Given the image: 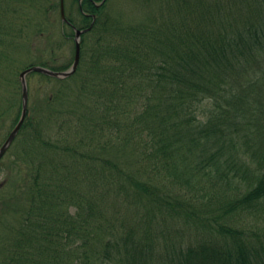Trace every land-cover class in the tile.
Here are the masks:
<instances>
[{
	"label": "trees",
	"instance_id": "16d2710c",
	"mask_svg": "<svg viewBox=\"0 0 264 264\" xmlns=\"http://www.w3.org/2000/svg\"><path fill=\"white\" fill-rule=\"evenodd\" d=\"M100 1L81 2L96 19L81 37L75 74L27 76L58 87L38 103L40 120L28 105L8 150L27 135L0 185V264H264V0H175L166 23L129 27L117 38L120 18L109 15L108 0L93 4ZM81 10V20L68 21L85 29L91 19ZM53 12L59 0H0V72L49 36ZM58 28L62 40L72 37ZM61 48L19 73L32 65L67 69L71 62L52 65ZM18 75L10 78L12 128L21 111ZM74 79L79 84L68 90ZM74 101L97 116L98 140L107 129L105 146H92L88 131L78 137L76 126L53 137L52 104ZM130 147L136 161L124 168L116 152ZM18 182L13 201L14 190H6ZM128 199L135 212L148 204L127 223L112 208ZM7 205L13 216L12 209L1 218ZM184 229L200 238L180 235Z\"/></svg>",
	"mask_w": 264,
	"mask_h": 264
},
{
	"label": "rangeland",
	"instance_id": "374dc122",
	"mask_svg": "<svg viewBox=\"0 0 264 264\" xmlns=\"http://www.w3.org/2000/svg\"><path fill=\"white\" fill-rule=\"evenodd\" d=\"M55 2H58V0H54ZM78 3L73 0H65V13L68 18H72L76 21L80 20V17L76 13ZM107 9L108 12L114 18L119 17L121 24L117 28L113 29L114 30V35L116 38L118 37V32L120 30H127L129 27L133 26H158L161 24L163 20H165V23L167 22V18L173 16L175 14V0H108L107 3ZM51 16L55 18L54 22L48 24L51 28V32L49 33V36L45 39L44 36L40 37L42 39H36L35 40V49L31 48V50H25L23 51V54L20 56L18 54L13 55V60L9 59L10 63L8 65L9 69H5L4 71L0 72V109L3 107L6 109V114L5 118L3 119L1 123V127L3 128V133L4 135L0 136V144L3 143L5 140L6 134L12 130V120L17 114V106L16 103L15 105H12V98L15 99V93H16V86H13L12 82H10V78H12L17 73L19 74V71L21 69L20 66H25V64L28 63H33V62H38L40 60L48 59L50 56L49 50L53 45L55 44H62V48L57 50L55 53V58L54 61L52 62V65L54 66H65L68 62H71L73 58V49H74V44L72 38H69L68 40H62L59 37L60 30V21H59V14L57 13H52ZM172 19V18H171ZM164 24V23H163ZM67 34H71V30L67 27H64L63 29ZM43 35V34H41ZM154 36H160V34ZM93 38L94 35H91L86 37V45L85 49L86 51L89 49L90 45L92 46L93 43ZM177 41V38H175ZM172 45L174 44V41H171ZM48 50V51H47ZM2 63V62H1ZM3 64V63H2ZM13 67V68H11ZM20 67V69H19ZM11 68V69H10ZM4 80H8V84L4 82ZM28 83V88H29V106L32 108V115L34 120H40L42 118V115L45 113V110H42L43 112L39 113V107L38 103L40 100L50 94L53 90L57 89L58 85L51 83V84H46L45 82L39 81V78L37 76H33L27 79ZM78 79L77 80H72L68 83L67 89L69 90L70 88H75L76 85H78ZM105 89V88H102ZM52 90V91H51ZM67 90V92H68ZM18 97V93L16 94ZM71 99H75V94H70ZM105 95L102 96L104 98ZM76 104H63L59 105L57 103L52 104V109H55L57 111L56 118L53 119L52 123L49 124L50 130L54 131L53 137L55 135V132H58V130L65 129V132L68 131L69 126H76L79 130V135L78 137L85 136L86 132L89 135L88 137L90 138L91 135H94L93 141L91 142L92 146H96V142L99 141L100 145L105 146L104 141L108 137H110L107 129L104 127L102 128V134L104 137H101V140H98L96 137L100 134L99 128L98 127H93V121L94 119L97 118V116H92L88 115L89 112L87 110L89 109L88 103L86 104L85 101H74ZM209 100H205L202 105V108L204 106L206 107ZM41 105V102L40 104ZM88 113V114H87ZM48 125V123H46ZM75 128V130L77 129ZM21 130V129H20ZM74 132V130H71ZM20 132V131H19ZM2 133V134H3ZM27 135L22 133L20 137L17 139L18 142L11 149L10 152H8V156L6 159L3 161V163L0 164V185L3 183V180L5 179V176L7 174H10L9 171V163L13 157L14 153H19L20 148H23V145H27V138L25 139ZM98 140V141H97ZM116 140L113 142L115 143ZM120 143V141H119ZM129 148V147H127ZM131 150H120L116 152V155L118 156V161L117 163L122 165L124 168H129L133 162H135L136 154L134 151H132V148L130 147ZM107 150H110V147H107ZM137 152L140 151L139 148L135 149ZM126 152V154H125ZM113 154V153H111ZM126 157L131 159L130 163H125ZM18 176L16 174V177L18 179ZM18 186V187H17ZM11 190H14V199L13 201L20 196L22 193V185L21 183L18 182L13 184L10 183V185L7 188V192H11ZM147 202H144L142 205H138V209L135 212V205L132 204L131 200L128 199V201H123L119 205H114L113 206V212L114 214L117 215V218L122 219L128 223L129 220L134 219L137 215L135 213H138L139 211L143 209L145 205H147ZM13 207L7 205L6 207H2V214L1 218H3L7 212L12 210ZM14 209L11 212V215L13 216ZM112 212L110 211L109 214ZM200 231L196 230L195 232L192 233L190 230V233L187 229H184L181 231L180 235H186L189 239L194 240L199 239L200 237Z\"/></svg>",
	"mask_w": 264,
	"mask_h": 264
},
{
	"label": "water",
	"instance_id": "95a60500",
	"mask_svg": "<svg viewBox=\"0 0 264 264\" xmlns=\"http://www.w3.org/2000/svg\"><path fill=\"white\" fill-rule=\"evenodd\" d=\"M105 0H102L101 4L104 3ZM60 16L61 20L65 22L66 24H69L65 18L64 14V0H60ZM92 25L84 30H78L74 27H72V30L74 31L73 40H74V56L73 61L70 67L65 71H53L48 68L42 67V66H31L29 68L24 69L19 74V81L21 85V112L18 121L16 122L15 126L9 133L8 137L4 141V143L0 146V159L4 156L9 146L14 141L15 137L17 136L18 132L20 131L24 120L27 115V107H28V87L26 82L27 75L31 73H39L48 77L56 78V79H66L71 77L77 70L80 62V54H81V36L84 33H87L91 30Z\"/></svg>",
	"mask_w": 264,
	"mask_h": 264
},
{
	"label": "flooded vegetation",
	"instance_id": "af4514ba",
	"mask_svg": "<svg viewBox=\"0 0 264 264\" xmlns=\"http://www.w3.org/2000/svg\"><path fill=\"white\" fill-rule=\"evenodd\" d=\"M80 1V5H81V2L83 1V0H79ZM81 8V7H80ZM81 13H83V14H85L82 10H81ZM85 15H87V16H89V18L91 19V21H93V14H85ZM95 16V15H94ZM81 18V17H80ZM82 19V18H81ZM80 19V20H81Z\"/></svg>",
	"mask_w": 264,
	"mask_h": 264
}]
</instances>
